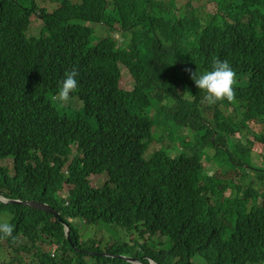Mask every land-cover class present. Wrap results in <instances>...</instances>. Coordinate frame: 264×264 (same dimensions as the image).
Instances as JSON below:
<instances>
[{
    "label": "trees",
    "instance_id": "16d2710c",
    "mask_svg": "<svg viewBox=\"0 0 264 264\" xmlns=\"http://www.w3.org/2000/svg\"><path fill=\"white\" fill-rule=\"evenodd\" d=\"M164 1L0 0V196L60 216L0 203L14 226L0 239L8 264H264V166L249 162L253 143L264 147V0H207L215 11L201 17ZM33 15L42 27L29 37ZM214 57L236 73L233 103L205 104L184 71ZM73 69L78 88L61 107L53 97ZM242 170L257 172L245 187ZM93 175L103 184L91 187ZM80 220L145 241L87 247Z\"/></svg>",
    "mask_w": 264,
    "mask_h": 264
},
{
    "label": "rangeland",
    "instance_id": "374dc122",
    "mask_svg": "<svg viewBox=\"0 0 264 264\" xmlns=\"http://www.w3.org/2000/svg\"><path fill=\"white\" fill-rule=\"evenodd\" d=\"M54 0H52L53 2ZM161 2H163L166 5V2L164 0H161ZM191 2V3H190ZM188 3H190V5H187ZM56 3H51L48 1L44 2V5L46 6V8L48 10H52L53 7H55ZM181 8H185L186 12L192 11L193 8H195L196 10H200V13H196L199 17L201 16H205L204 14H212L215 11L214 5L209 3L207 0H175V7L173 8V11L177 14L178 11ZM203 13V14H202ZM88 25V24H85ZM42 27V22L41 20L36 16H32L31 17V23L30 26L28 28V36L29 37H34L35 35H37L40 31V28ZM93 28V32L94 35L93 37H96L97 39L99 37H106L107 36V32L104 29V27L102 28V26H92ZM114 37L117 38V40H119L120 43H125L123 39H121L119 37L118 34H114ZM120 69H121V84L120 87L124 90H131L133 88V79L129 74V71L127 69L124 68V66L120 65ZM220 106V104H218ZM217 105V106H218ZM76 107L79 106V103L75 104ZM214 106V105H213ZM212 111V108H210L209 113ZM238 118L240 117L239 115H236ZM253 127H257V126H253ZM158 130H156V134H154V142L153 145L155 146H159L156 141V138L158 137ZM241 135H238L236 133L235 138L239 139ZM251 137V136H250ZM249 139L253 138L251 137ZM191 139L188 138L183 142L182 147L186 148L189 146ZM152 148V147H151ZM76 151V147L73 146L72 147V153L74 154ZM210 153H213V151H210ZM249 162L253 163L254 165H261L264 166V147L259 145L258 143L254 142L251 148V154L249 155ZM4 165L7 166V164L11 163V161L9 160H4L3 161ZM216 169V164L213 161H209V162H204V167L203 170L205 173H207L208 175L214 174L216 173L215 171ZM243 172L245 174H243ZM256 171H252V170H242L239 171V173H237L235 175L236 181L240 182L242 186H246L247 184H250L251 182L255 181L254 178L256 176ZM243 174V175H242ZM234 175V173H233ZM245 175L247 177H245ZM104 182V178L101 176H90L89 177V183L91 187H98L101 184H103ZM254 188H259L258 187V183H253ZM223 185H220L219 187H222ZM243 187H241L240 190H242ZM68 186H66L65 184L63 185V190L60 191V195L62 197L66 196V192H67ZM240 195V194H238ZM223 196L225 197H235L236 193H234L232 190L228 189L225 190L223 193ZM98 225H104V227L101 226H94V225H90V224H84V222L82 220H80L78 222V230L80 231V233L82 234L81 239L82 240H87L89 239V243L87 244V247H89L93 241L91 239H93L94 241H96V249L99 248H105L108 245L113 244L114 246H118V245H122L124 244V242H128V244L130 246L134 245V242H144L145 239H142L140 237L135 236V234H127L124 237V233L121 230L122 228L114 225V224H104L102 222H98ZM106 226V227H105ZM124 230V229H123ZM160 237V236H157ZM161 238V237H160ZM158 238V239H160ZM133 239V240H132ZM132 240V241H131ZM13 255L10 252L7 251H0V262H4L5 264L9 263V260L11 259Z\"/></svg>",
    "mask_w": 264,
    "mask_h": 264
},
{
    "label": "clouds",
    "instance_id": "9594fccd",
    "mask_svg": "<svg viewBox=\"0 0 264 264\" xmlns=\"http://www.w3.org/2000/svg\"><path fill=\"white\" fill-rule=\"evenodd\" d=\"M184 71L189 74L190 79L193 81L195 87L204 93L203 102L205 104L211 106L223 100H227L229 103L235 102L236 92L233 88V85L235 84L236 73L231 67L228 60L226 59L221 60L218 57H214L212 60L211 69L200 74H198L196 71H193L191 68L188 67H186ZM77 76H78V72L76 69L65 72L64 78L58 84V91L53 97V99L57 101L59 106L63 107L64 105H66L71 98V94L77 90L78 88V82L76 79ZM5 160L11 161L9 158H5ZM6 200L8 199L0 196V203H2L1 201H6ZM15 200H19V199H14L9 201H15ZM19 201L23 202L21 200ZM3 204H7V203H3ZM13 232H14V226L8 220L0 221V239H7L8 237H11ZM53 252L54 250L52 251V254ZM114 256H122V255H114ZM150 264H155V263L150 260Z\"/></svg>",
    "mask_w": 264,
    "mask_h": 264
},
{
    "label": "water",
    "instance_id": "95a60500",
    "mask_svg": "<svg viewBox=\"0 0 264 264\" xmlns=\"http://www.w3.org/2000/svg\"><path fill=\"white\" fill-rule=\"evenodd\" d=\"M1 202L2 203H12V204H22V205L29 207V208H33V209H37V210H40V211H43L46 213L53 214L56 218L60 217L59 214L53 208H51L50 206H48L45 203L36 202V201L20 202L19 200H15V201L6 200V201H1ZM65 236H66L67 240H70V238H69L70 230L68 229L67 225H65ZM69 242H71V240ZM101 255L105 256V254H101ZM115 257L121 258V259H123L129 263L135 262V259H133V258H129V257H125V256L110 255V258H115Z\"/></svg>",
    "mask_w": 264,
    "mask_h": 264
}]
</instances>
